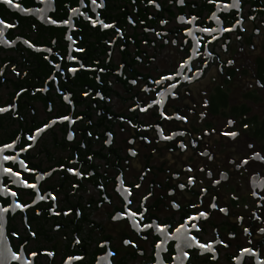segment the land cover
I'll list each match as a JSON object with an SVG mask.
<instances>
[{
	"label": "flooded vegetation",
	"instance_id": "af4514ba",
	"mask_svg": "<svg viewBox=\"0 0 264 264\" xmlns=\"http://www.w3.org/2000/svg\"><path fill=\"white\" fill-rule=\"evenodd\" d=\"M217 2L231 4V0ZM156 4L160 7L149 0H104V7L93 11L91 0H13L12 7L0 3V20L11 26L3 29V39L9 43L0 41V108L9 109L0 113V148L15 144L3 152L15 160L0 163L19 172L13 177L0 169V192L6 187L17 193L16 197L0 194V206L9 208L0 236L7 242L10 264H23L25 258L33 264H109V260L111 264H181L177 245L183 247V230L176 238H168L161 246L167 251H162L155 247L163 239L159 233H138L127 220L113 221L125 206L117 191L121 179L133 189V211L137 200L151 193L143 202L147 208L144 223L174 227L198 210L209 213L208 220L198 222L201 232L193 230L189 235L202 243L219 238L229 247L215 245L216 260L210 253L200 256L197 249L184 248L190 256L186 264H259L264 260V233L260 232L264 227V161L236 166L256 151L264 156V0H241L239 11H220L208 0H185L183 5L178 0H156ZM97 12L115 28L93 27L85 17L96 19ZM213 12L224 27L234 30L217 33L218 40L199 31L186 34L187 29L218 27L211 19ZM192 15L199 17L195 25L179 19ZM25 40L34 47L24 44ZM189 58L192 71L185 70L184 75L191 78L200 71L199 78L188 83L178 77L179 86L173 90L177 98L168 97L164 105L167 115L185 116L187 123L162 119L159 106L140 112L138 104L144 107L153 98L159 99L156 93L171 83L157 86L153 81L175 74L179 63ZM71 68L78 71L73 73ZM145 88L152 91L145 92ZM65 115L76 122L45 127ZM229 120L233 125L227 124ZM41 128L45 130L39 132ZM161 128L165 135H186L164 141ZM231 131L240 135L232 139L222 134ZM109 133L110 145L105 143ZM30 136L35 140H29ZM181 143L185 149L179 147ZM131 151L137 155L133 157ZM20 160L32 171H25ZM69 168L80 171L83 178L68 172ZM222 173L227 179L215 184ZM38 176L44 178L37 182ZM189 177L196 178L194 184L187 185ZM21 178L35 183L40 195H55L56 201L33 203L35 192L24 188ZM135 184L140 188H134ZM181 184L187 186L181 189ZM213 198L219 207L228 209L227 215L209 207ZM13 201L32 207L14 209ZM173 202L179 209L171 207ZM193 203L198 208L191 207ZM53 208L61 215H54ZM76 239L81 243L76 244ZM125 239L137 247L125 245ZM244 248L257 256L241 255ZM108 251L116 255L105 259ZM32 252L37 255L32 257ZM47 252L54 255L48 257ZM13 253L22 259L14 260Z\"/></svg>",
	"mask_w": 264,
	"mask_h": 264
},
{
	"label": "snow or ice",
	"instance_id": "6c2138e0",
	"mask_svg": "<svg viewBox=\"0 0 264 264\" xmlns=\"http://www.w3.org/2000/svg\"><path fill=\"white\" fill-rule=\"evenodd\" d=\"M81 2H83V0H81ZM150 3L155 4V6L157 8L160 7L159 4H156V0H149ZM185 2V0H178V3L180 5H183ZM0 3H3L5 5H8L10 7L15 6L13 5V0H0ZM208 3L210 4H214L217 6V8L220 9V11H228L230 8L231 9H236L237 11L240 10L241 8V0H231V4H219L217 2V0H208ZM91 4L94 6L93 11H95L98 8H103L104 7V0H99V3H97V0H91ZM74 13H76L77 15H84V13H81L79 11V9H73L72 10ZM86 19H89L91 21V24L93 27H95L97 24H99L102 28L107 29V28H115V25L113 24H108L105 23L103 20H101L99 18V13H96V19H91L90 17H85ZM180 21L187 24V25H195V23L199 20V17L196 15H192L190 19L185 20V18L183 16H181ZM211 19L215 20L218 27L216 28H210V27H200L198 29H187L186 34L193 36L194 31H199L201 33H206L208 35H210L212 37V40H218L219 36L216 35L217 33H220L221 35L223 33L226 32H231L234 30L233 28L230 27H224L223 26V21L220 19V17L217 15V13L213 12L211 15ZM251 19H255V17H251ZM52 23H56V21H51ZM131 23V21H129ZM65 23L70 24V21H65ZM161 23H167V21H161ZM201 23H203L201 21ZM238 24H241L242 21H237ZM8 27H11L10 25L4 24L3 20H0V41H3V43L8 44L9 42L7 40H4V30ZM241 31H243L244 29L241 28ZM117 32H120L119 28H116ZM147 31V29H146ZM157 35H159V33H157ZM195 38V37H194ZM239 38V37H238ZM68 40L72 41L73 44L76 43L75 40H73L72 36H68L67 37ZM200 39H203V37H201ZM167 43V41H165ZM12 43H15V41H13ZM24 44H26L28 47H34L32 44H30L27 40H25L23 42ZM173 44L176 43V41H172ZM207 43H211V41H207ZM207 43H205V47H207ZM9 46H11V44H9ZM37 51H40V49H37ZM47 51H51V49H48ZM76 51H83L82 48H77ZM209 55H211V53H209ZM69 59H74V57H69ZM229 64L233 63V61H228ZM206 66V65H205ZM55 67L57 68V70H60V66L59 65H55ZM81 67H83V65H81ZM179 67V71H176L175 74L173 75H162L159 79H156L153 81L154 84H156L157 86L165 84L166 82H171L167 84V87L165 88V90L163 92H157L156 95L159 96V99H155L153 98L151 100V102L146 103V105L144 107H140V105H137V108H139L140 112H144V113H148L149 109H153L155 110L156 106H159V115L162 119L165 120H177V121H184L185 123H187V117L185 116H181V115H167L165 113L164 110V105L167 101L168 97H172V99H176V93L173 91L175 89L178 88L179 86V80L178 77L182 76L184 81H187L188 83H191L193 79H198L199 75L201 74L200 71L194 73L193 77H189L188 75H184L185 70H187L188 72L192 71V65H191V58H189V60H186L182 63H179L178 65ZM13 71H15V69H13ZM69 71L75 73L76 71H78V69L76 68H71L69 69ZM101 71H103V69H101ZM16 75H20L19 72L16 73ZM53 80H55V77L52 78ZM132 84H136L135 80L131 81ZM145 92H149L152 91L150 89H143ZM40 91H47V89H41ZM88 93H85V95H87ZM103 98V97H101ZM63 99L69 103H71L69 96L68 95H64ZM204 107H207V102H205ZM9 111L8 108H0V113H4ZM202 116L204 115L203 113L201 114ZM77 119H80L79 117ZM67 121L69 124H74L76 122V120H74L71 116H62L60 118V120H52L50 122V124L46 125L45 127H50L54 124L60 123V122H64ZM234 121L229 120L227 122V124L229 126L233 125ZM133 127H135V125H133ZM245 128L248 127L247 124L244 125ZM45 129L41 128L39 130V132H43ZM38 134V133H37ZM159 134H160V139L164 140V141H171L173 140L175 137L177 136H184L186 135V133L184 132H172L169 135H165L164 130L161 128L159 129ZM223 135H227L232 139H235L236 137H238L240 135L239 132L237 131H231V132H226V133H222ZM89 135H91V133H89ZM204 135H209V133H205ZM35 136H30L28 137L29 140H35ZM73 137L71 134H69L68 139L71 140ZM143 139V138H142ZM151 141H149L150 143ZM106 144H111L112 143V136L111 133L108 134V139L105 141ZM129 143H134V141H129ZM179 147L181 149H185L186 145L181 143L179 144ZM5 148L7 149H14L15 148V144H7L4 146V148H0V160L2 161H14L15 160V156H8V155H3V152L5 150ZM248 148L249 149H253L254 145L249 143L248 144ZM23 151H27L26 148L22 149ZM130 154L135 157L137 155V152L135 151H131ZM201 155L208 157L209 159H212L211 155L208 152H202ZM88 159L90 160L91 157H88ZM250 160H256V161H264V156L261 155L260 151H256L254 156H251L247 159H243L239 164H237V167H242L244 165H248ZM19 163L23 166V169L25 171H32L31 169H28L27 165L24 164L23 160H20ZM235 163V162H233ZM0 169L3 170V174L5 175H10L13 177H17L19 176V172H13L11 168H6L3 167V164L0 163ZM55 171V169L53 170ZM68 172L72 173L73 175H75L78 178H83V174L78 171V170H74L72 168L67 169ZM188 172H191L192 169L189 168L187 169ZM200 171H203V169H200ZM48 175H51V173H48ZM88 175H91V173H89ZM207 175L209 177H211V172L207 173ZM44 177L42 176H38L37 177V182L39 180H42ZM141 179H143V177H141ZM195 177H189L187 180V185H192L195 183ZM227 179V175L222 173L220 176V179L215 180V184H220L221 180H226ZM15 182V181H13ZM20 183L22 184V186L26 189H33V191L35 192V200L33 201V203H35L36 201H43L46 199H51V201L55 202L57 197L55 195H52L51 193H47L46 195H40L39 193V189L37 188L35 183H28L27 180L21 178ZM187 185L185 184H181L179 185V187L181 189H184ZM73 187H78V185H73ZM136 189L140 188L139 184H135L133 186ZM118 192H120L121 196L123 197V201H124V209L122 212L117 213L116 215H114L112 217L113 221L119 222L121 220H127L131 226L136 229L139 232H146L148 230H154L155 232L159 233L161 237H163V239L160 240L159 243L155 244V247L158 249H161L162 251H167L166 248H161V246L163 244L166 243V240L168 238H176L177 234H180L183 230V235H184V244L183 247H181V245H177L178 248L181 249V264H186V262L190 259L189 253L187 251H184V248H188V249H197V254L200 256H205L206 254H211V259L212 260H216L217 259V252H216V247L215 245H222L224 248H228L229 244L225 243L223 240H220L219 238H217L215 240L214 243L212 242H204L202 243L200 241V239L197 238V236L195 235H189V233H191L193 230L196 233H200L201 232V227L198 226V222L200 220H208L209 218V213L203 210H198L195 214L190 215L187 217V219L177 225V226H171L167 223H165L163 226H161L160 224H157L155 222L153 223H144V219H145V213L147 212V208L144 207V203L145 201H148L149 196L151 195V193H149L148 195H144L141 199L137 200V204H136V210L133 211L132 208L130 207L133 204V200L130 199L133 195V189L126 187L124 180L121 179L120 180V188L117 189ZM202 192H206L207 189H201ZM0 194H10L12 197H16L17 193L14 191H10L9 189H7L6 187L3 188L2 192H0ZM253 195H256V193H253ZM262 199H264V197H261ZM28 207H32V205L29 204H24L21 205L19 202L13 201V208L14 209H20L21 211L25 210ZM171 207L174 209H179L180 205L178 203L173 202L171 204ZM191 207L193 208H198V205L193 203L191 205ZM209 207L211 209H218L219 212L224 213L225 215L228 214V209L225 207H219L216 203H215V198H213V200L209 203ZM9 212V208L8 207H4V206H0V234H2L3 231V219H4V215L7 214ZM52 213L54 215H61L60 212L55 211V209H52ZM39 214V213H37ZM63 215L67 216L69 215L68 212H64ZM77 215H79V213H77ZM240 219L242 220L243 217H240ZM256 219H260V217H256ZM190 225V226H189ZM172 228L171 233H169L168 229ZM243 231L246 234H249V230L248 228H244ZM260 232L264 233V227L260 228ZM15 235V234H14ZM32 236L35 237L36 233L33 232ZM143 239H148L147 236H143ZM76 244H80L81 240L80 239H76L75 241ZM123 243L125 245H131L133 248H136V244H134L131 240L129 239H125L123 240ZM248 243H251V241H249ZM247 254L250 257H255L257 256V253L254 252L251 248H244L242 250L241 255ZM37 255L36 252H32L31 256L35 257ZM46 255L48 257H52L54 255V253L52 252H47ZM116 253L112 252V251H108L107 253V257H105V259H107L108 257H113L115 256ZM12 258L14 260L20 261L22 259L21 256L15 255L13 253ZM74 259H82V257H75ZM173 259H175L173 257ZM23 264H33V261L30 259H23ZM109 264H111V261L109 260ZM259 264H264V260L259 261Z\"/></svg>",
	"mask_w": 264,
	"mask_h": 264
},
{
	"label": "water",
	"instance_id": "95a60500",
	"mask_svg": "<svg viewBox=\"0 0 264 264\" xmlns=\"http://www.w3.org/2000/svg\"><path fill=\"white\" fill-rule=\"evenodd\" d=\"M10 251L6 240L0 236V264H10Z\"/></svg>",
	"mask_w": 264,
	"mask_h": 264
}]
</instances>
